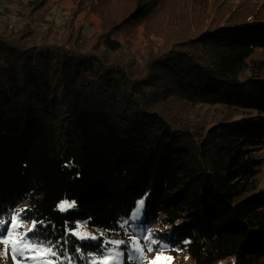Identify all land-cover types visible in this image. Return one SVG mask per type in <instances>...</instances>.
<instances>
[{"label": "trees", "instance_id": "16d2710c", "mask_svg": "<svg viewBox=\"0 0 264 264\" xmlns=\"http://www.w3.org/2000/svg\"><path fill=\"white\" fill-rule=\"evenodd\" d=\"M49 1L0 0L29 10L0 20V221L37 222L28 235L52 247L55 264L117 251L120 264H144L126 244L132 225L193 264H264V195H254L249 149L264 144V19L192 38L186 29L158 51L151 34L163 33L144 29L139 60L124 37L87 41L72 20L46 27L36 12ZM163 6L137 0L120 24L147 23ZM172 98L255 116L197 133L169 112ZM80 225L96 239H79Z\"/></svg>", "mask_w": 264, "mask_h": 264}, {"label": "rangeland", "instance_id": "374dc122", "mask_svg": "<svg viewBox=\"0 0 264 264\" xmlns=\"http://www.w3.org/2000/svg\"><path fill=\"white\" fill-rule=\"evenodd\" d=\"M23 1L26 3L28 0ZM136 1L104 0L102 4L93 6V3L98 1L50 0L43 7L39 6L36 15L43 16V25L54 27L57 30L60 29L59 26L68 20H72L77 29H83L87 41H93L106 32L113 34L116 39L124 37L123 42L129 46L139 60L150 42L145 37L144 29H157L163 33L162 36L158 37L151 34V40L156 46L155 51H158L157 48L163 49L179 42L182 39L180 35L186 29L192 38L203 31L222 25L226 20H244L251 17L252 14L258 20L264 19V0H160L164 6L156 11L147 23L139 26L134 25L132 28L124 26L123 23L120 24L135 8ZM24 3H22V7H24ZM17 9L19 7L15 3L7 2L0 5V20L5 23L10 21L14 15L24 17L23 12H29L28 10L18 13ZM73 14L74 17L72 18ZM174 23L182 24L175 26ZM164 34L166 37H163ZM168 37L172 43L167 46ZM183 49H185L183 46H175L177 51ZM257 56L262 59L264 53ZM168 110L180 125H188L192 131L197 133H202L217 123L232 124L238 120H248L255 116V112L249 110L238 111L209 105L193 106L176 98H172ZM249 149L251 156L259 162L257 166V190L254 195H264V144L255 145ZM142 208L139 203L137 208L139 212L137 213L136 210L135 214H139ZM31 227L32 224L22 223L21 230L27 231ZM125 229L127 232L126 244L132 250L133 241H139V246L143 249L144 264H151L157 256L161 257L158 264H193L189 257L178 249L154 247L149 241L150 236L141 235L137 226L132 225ZM79 231L88 237H96L99 234L97 231L82 225L79 226ZM3 238L4 236H0V241ZM6 247L7 255H5ZM149 248L152 251H149ZM12 256L10 245L5 246L0 242V264H15ZM133 257L132 255L131 258ZM28 264L39 263L29 261Z\"/></svg>", "mask_w": 264, "mask_h": 264}, {"label": "snow or ice", "instance_id": "6c2138e0", "mask_svg": "<svg viewBox=\"0 0 264 264\" xmlns=\"http://www.w3.org/2000/svg\"><path fill=\"white\" fill-rule=\"evenodd\" d=\"M74 204L61 203L58 207L61 211L66 210L69 207H73ZM143 201H140V207L142 208ZM139 209H137V213ZM23 214H17V216L12 217L10 221L4 222L0 221V229H3L4 238L2 242L5 246L11 247V252L13 254L12 258L15 264H28L29 261H39L40 264H55V261L49 257L55 256L56 253L52 251L51 246H46L42 243L35 242L32 237L28 235V232H32L35 236L38 231L36 228V223L33 222L31 229L27 231H22ZM7 223L9 227L5 228L4 224ZM77 235V233H73ZM79 239H96L95 237H88L84 234H79ZM151 239V237H149ZM154 243V241H152ZM111 243V242H109ZM133 250L134 253L139 254L136 256L137 259L143 260V249L139 246V241H133ZM119 248V242L114 246V250ZM149 251H152L149 248ZM5 255H7V247L5 249ZM170 259V258H165ZM161 260V257L157 256L151 264H158V261ZM93 264H120V253L117 251L115 255L109 254L103 259L96 261L93 260Z\"/></svg>", "mask_w": 264, "mask_h": 264}]
</instances>
